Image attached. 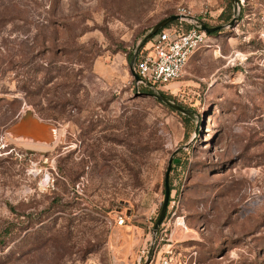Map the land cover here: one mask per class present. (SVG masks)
Here are the masks:
<instances>
[{"label":"rangeland","instance_id":"374dc122","mask_svg":"<svg viewBox=\"0 0 264 264\" xmlns=\"http://www.w3.org/2000/svg\"><path fill=\"white\" fill-rule=\"evenodd\" d=\"M178 6L225 25L163 92L190 115L129 68ZM27 109L53 150L10 140ZM172 153L166 212L197 232L195 264H264V0H0V264H135Z\"/></svg>","mask_w":264,"mask_h":264},{"label":"built area","instance_id":"2783aa9c","mask_svg":"<svg viewBox=\"0 0 264 264\" xmlns=\"http://www.w3.org/2000/svg\"><path fill=\"white\" fill-rule=\"evenodd\" d=\"M175 14L180 18L158 30L138 52L133 65L139 77L138 81L133 79L135 90L139 85L155 93L170 90L169 84L183 75L191 56L208 45L209 36L199 27L201 19L191 16V12L184 6H178ZM170 197L173 199L172 194ZM171 202L174 204V201ZM169 213L170 209L164 215L155 236L150 238L148 250L145 244L139 247L133 261L135 264H195V253L187 250L183 244L197 232L190 231L184 217L178 216L172 222L176 211L172 212L170 218ZM113 214L116 227L124 225L134 216L132 209L127 207H117ZM156 217V209H152L146 216L147 223L151 224V233L152 222Z\"/></svg>","mask_w":264,"mask_h":264},{"label":"water","instance_id":"95a60500","mask_svg":"<svg viewBox=\"0 0 264 264\" xmlns=\"http://www.w3.org/2000/svg\"><path fill=\"white\" fill-rule=\"evenodd\" d=\"M232 2L234 3V8H236L237 0H232ZM179 18H180V16H178L176 14H172V15H169V16L163 18L162 20H160L158 23H156L149 30V32L146 35H144L142 41L133 50L129 68H130V72H131V75H132L134 81H138L139 77L135 73V71L133 69V65H134V61L137 57L138 52L141 50L143 43L147 42L158 30H160L161 28L166 26L168 23L175 21V20H178ZM233 22H234V18H232L228 22L227 25H232ZM224 26L225 25L208 26L203 21H201L200 25H199L200 29L203 30L204 32H206L207 34H210L214 31H218V30L222 29ZM151 95L153 97H155L156 99H159L160 101L165 103L167 106H169L173 110H175L181 114H184V115H190L189 109L183 107L180 104H177V103L170 101L164 95L158 94V93H153ZM51 127H53V126H51L48 122L38 118L32 110L27 109L24 111L22 116H20L19 119L13 124L11 129L16 134H22V135H27V136L36 137V138H42V137H45L47 135V133ZM196 131H197V128H196ZM173 154L174 153H172V155L170 156V158L168 160L167 168H166V171L164 174V197H163V201H162V205H161L159 214H158V216H157V218L153 224V227H152V236L153 237L155 236V234L157 232L159 224L161 223L162 219L164 218V215H165V212L167 209V205H168V198H169V193H170L169 172L171 170V163H172Z\"/></svg>","mask_w":264,"mask_h":264},{"label":"bare ground","instance_id":"6f19581e","mask_svg":"<svg viewBox=\"0 0 264 264\" xmlns=\"http://www.w3.org/2000/svg\"><path fill=\"white\" fill-rule=\"evenodd\" d=\"M57 135H59V133L54 131L53 127H51L49 129L47 135L45 137H42V138H36V137H30V136H27V135L16 134V133H14V131L9 135V137H10V140H12L18 146H21L23 148L31 149V150H35V151H50V150H53L57 146V143L55 142V140L53 138V136L57 137ZM127 232H126V235L129 233V232L128 233ZM138 235H139V233L137 232L136 233V238L131 236L132 237L130 239L131 243L129 242L131 248L132 247L134 248V245L138 241V238H139V241H140L141 235H140V237ZM115 254H116V252L114 253V257L113 258H114L115 261H117L116 264L123 263L125 258L124 257L123 258H116Z\"/></svg>","mask_w":264,"mask_h":264},{"label":"trees","instance_id":"16d2710c","mask_svg":"<svg viewBox=\"0 0 264 264\" xmlns=\"http://www.w3.org/2000/svg\"><path fill=\"white\" fill-rule=\"evenodd\" d=\"M173 22V21H172ZM171 23V22H170ZM169 24V23H168ZM167 24V25H168ZM206 25H208L207 23H205ZM209 26V25H208ZM217 31H214V32H212V33H210L209 35H212V34H214V33H216ZM151 39V38H150ZM149 39V40H150ZM149 40L147 41V42H145L144 43V45L145 44H147L148 42H149ZM143 45V46H144ZM144 48V47H143ZM145 91H152L153 92V90H151L150 88H148V87H146V86H143V85H139V87H138V89L137 90H135V92H136V94H138V93H144ZM163 92H165V91H157V93L158 94H162V95H164V93ZM165 97H167L168 99H170V97L169 96H167V95H164ZM185 119H189L187 116L185 117ZM154 220H156V218L154 219Z\"/></svg>","mask_w":264,"mask_h":264}]
</instances>
